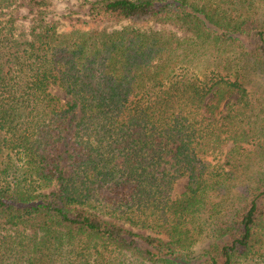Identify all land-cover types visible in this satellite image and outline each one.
I'll list each match as a JSON object with an SVG mask.
<instances>
[{
  "label": "trees",
  "instance_id": "16d2710c",
  "mask_svg": "<svg viewBox=\"0 0 264 264\" xmlns=\"http://www.w3.org/2000/svg\"><path fill=\"white\" fill-rule=\"evenodd\" d=\"M52 1L0 0V264H264V0Z\"/></svg>",
  "mask_w": 264,
  "mask_h": 264
},
{
  "label": "rangeland",
  "instance_id": "374dc122",
  "mask_svg": "<svg viewBox=\"0 0 264 264\" xmlns=\"http://www.w3.org/2000/svg\"><path fill=\"white\" fill-rule=\"evenodd\" d=\"M88 9L89 5L84 0H53L48 6L47 19L62 21V16L71 12L74 15L86 16L88 14ZM16 12L20 15H26L28 14V8H20ZM58 94L63 100L67 99V97L64 96V93L58 91ZM186 182V178L179 179L175 185V193H181L184 190Z\"/></svg>",
  "mask_w": 264,
  "mask_h": 264
}]
</instances>
